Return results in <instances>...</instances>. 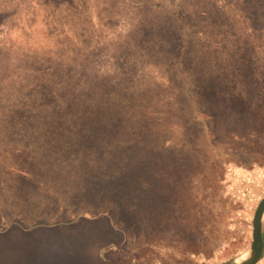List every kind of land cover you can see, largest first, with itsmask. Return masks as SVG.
Returning a JSON list of instances; mask_svg holds the SVG:
<instances>
[{
  "label": "rangeland",
  "instance_id": "374dc122",
  "mask_svg": "<svg viewBox=\"0 0 264 264\" xmlns=\"http://www.w3.org/2000/svg\"><path fill=\"white\" fill-rule=\"evenodd\" d=\"M73 2L79 7L66 14L78 21L30 5L26 18L11 0H0V41H18L13 51L24 37L27 48L58 47L65 72L89 74L88 84L70 85L87 97L76 102L91 116H76L83 129L90 125L87 142L82 137L80 145L67 131L56 142L55 150L81 148L88 157L80 171L62 172L59 196L48 187L56 177L46 150L14 133L15 104L0 95L7 110L0 112V264H146L138 242L184 230L185 256L149 252L150 264H223L239 256L264 194V165L254 158L264 150V37L253 35L256 23H264V0ZM95 13L101 22L93 28L88 20ZM34 67L41 76L30 87L40 91L44 116L46 67ZM91 134L108 137L107 145L97 140L86 147ZM19 136L23 155H11ZM208 154L227 180L222 225L197 229L191 218L206 212L194 192Z\"/></svg>",
  "mask_w": 264,
  "mask_h": 264
},
{
  "label": "trees",
  "instance_id": "16d2710c",
  "mask_svg": "<svg viewBox=\"0 0 264 264\" xmlns=\"http://www.w3.org/2000/svg\"><path fill=\"white\" fill-rule=\"evenodd\" d=\"M11 1L17 9H21L23 12H25L24 16L26 18H29L30 16V13L27 11L30 5L34 8H43V10L45 8L49 12L54 7L56 9H60L62 11L60 13L64 17L69 16L71 19L73 18L75 21H78L73 16V13L66 14L67 12H71V10L79 7V3L74 4V0H71V5H73L72 9L66 5L64 0H54L56 4L50 5V7L47 5V0ZM35 17L36 15L33 18ZM44 18L47 20L46 25L50 26L51 24H49L48 21L52 19V14L50 13L48 16H44ZM262 19H264V11L262 13ZM91 20H88V24L89 26L92 25L93 28L98 26V24L101 22L100 17L97 18L96 13L92 15ZM26 23L29 26V22L26 21ZM17 27L20 29L19 26ZM62 31L63 30L59 29V37L63 34ZM73 33V30L69 31V33H65L64 31V36L66 35L71 37ZM52 35L53 34L51 33L49 36ZM253 35L264 37V23H256V26H254ZM18 36L19 38L23 36L20 30L18 31ZM27 37H29L30 42L34 40L32 31L28 30ZM26 40L27 38L24 37V39L20 41L22 46H20L18 49L14 48V51L10 45H13L14 47L16 42L18 45V41H13V43L9 40L0 41V50L5 49L0 53V95L2 99L4 96L7 101L10 103L14 102L15 104L11 105V109L9 110L12 112L10 116L12 117V128L14 129V133L30 136L28 139L34 140L36 149H38L40 152H42L44 149L46 150L47 156L51 159L52 174L56 177V179L51 178L50 182L48 183L49 186H47L50 190L56 188L58 190L56 192H58L60 194L59 196H61L62 193L60 192V188L64 186V182L62 181V172L69 174L71 171L70 169L75 166H79L80 171V167L88 163L87 154L85 151H83V149L81 150V148L78 152H74L72 148L65 151H60L62 149H55L57 147V140L62 139V135L60 133L63 131H67L72 136V140L78 141L80 145L82 143V137H84V142L88 141L87 130L90 125L83 129L81 127V123L79 122L81 119L76 117L77 114L83 112L85 119H90L91 116L85 107L80 106L79 103L76 102L81 97H87L83 96L81 92L80 95L77 90L72 85H70V82H72V84H76L78 87V83L81 82L88 84L87 82L89 79V74H85L79 79L80 73L78 76V73L73 75V71L65 72L60 64L61 54L59 53L58 47H55L54 51L52 49L49 50L44 46H40L39 48L34 47L36 46L35 44L27 48ZM31 47L34 48L31 49ZM10 50L13 51V54L10 53ZM31 58L43 59L45 62H35L34 60L33 62ZM34 65L37 67H46L44 71L46 72V75H42L46 76L45 82L41 84V87H43L42 95L45 96V103H47V105H44V116L41 115L40 110H38V105L41 103V101L37 100L39 96H37L36 92L40 91H38L36 86L30 87L33 84L38 83V78L41 76L38 74V70L35 69ZM68 77H70V79L73 81H69ZM42 79H44V77ZM66 82L69 83L67 84ZM30 83L32 85H30ZM45 85H47L46 88L44 87ZM87 88L93 91V87L88 85ZM189 90L190 89H185V94L187 99L190 101L192 98L191 91L190 96L186 93ZM1 98L0 102L2 101ZM2 109H4V112L7 111L6 107L0 103V112ZM101 129H104V127H101ZM34 135H39L41 137L35 138ZM97 136L98 137L96 138L91 134L92 141L91 143H87L85 146L89 147L94 142L96 144L97 140L102 143V146H106L107 140L109 138L102 137L98 139L99 135L97 134ZM262 139V136H259L257 140L253 142V145L261 143ZM16 143L18 145L13 147L12 150L8 152H11V155L14 153L23 155V152L20 150L23 145V137H17ZM2 144L7 145L6 142H3ZM74 144L78 145L77 143L73 142V145ZM260 148L264 149V146H261ZM254 158L255 160L260 159L259 161L261 165H264V150H259ZM204 164L207 167L204 173L205 176L201 178L202 180L199 183L198 188L195 190L194 196H196V200H202L200 202V207L204 209L206 214L200 213L194 219L192 217L191 219L194 221L192 226L194 228L201 229L204 225L206 229H215L222 225V218L220 214L224 207L222 190L226 189L227 180L223 173V167L219 164L215 157L208 154V159ZM68 174L65 175V178H68ZM201 187H203L202 190H200ZM192 220H190L191 224L193 222ZM187 232L189 231H180V234L173 237L159 234L156 238L149 239L147 236L145 241H140L137 243L139 248L143 250L140 258L142 261H144V263L150 264L152 259H148L146 257L149 252L150 255L151 252H153L155 254L161 255L162 257L168 255L174 256L173 258L184 257L185 253L187 252L185 251V244L187 245V242L186 238H184V242L183 234ZM188 251H190V249Z\"/></svg>",
  "mask_w": 264,
  "mask_h": 264
},
{
  "label": "water",
  "instance_id": "95a60500",
  "mask_svg": "<svg viewBox=\"0 0 264 264\" xmlns=\"http://www.w3.org/2000/svg\"><path fill=\"white\" fill-rule=\"evenodd\" d=\"M264 250V194L258 200L251 217V240L239 256L223 264H257Z\"/></svg>",
  "mask_w": 264,
  "mask_h": 264
},
{
  "label": "crops",
  "instance_id": "0c3cea01",
  "mask_svg": "<svg viewBox=\"0 0 264 264\" xmlns=\"http://www.w3.org/2000/svg\"><path fill=\"white\" fill-rule=\"evenodd\" d=\"M263 253H264V250H263ZM263 257H264V255H263ZM264 259V258H263Z\"/></svg>",
  "mask_w": 264,
  "mask_h": 264
},
{
  "label": "flooded vegetation",
  "instance_id": "af4514ba",
  "mask_svg": "<svg viewBox=\"0 0 264 264\" xmlns=\"http://www.w3.org/2000/svg\"><path fill=\"white\" fill-rule=\"evenodd\" d=\"M263 255H264V253L262 254V256H263ZM262 256H261V257H262ZM260 259H261V258H260Z\"/></svg>",
  "mask_w": 264,
  "mask_h": 264
}]
</instances>
